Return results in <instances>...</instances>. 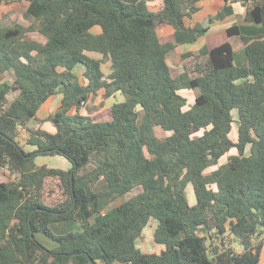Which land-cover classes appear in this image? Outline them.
<instances>
[{"label": "trees", "instance_id": "trees-1", "mask_svg": "<svg viewBox=\"0 0 264 264\" xmlns=\"http://www.w3.org/2000/svg\"><path fill=\"white\" fill-rule=\"evenodd\" d=\"M200 1L164 0L152 12L149 0H18L29 24L15 11L0 19V74L8 78L0 83V172L15 177L0 183V264H261L264 37H244L233 26L229 37H241L246 64H235L227 42L183 54V61L194 58L193 70L175 75L168 60L177 45L207 32L184 26ZM243 5L246 21L264 25V0ZM163 24L176 29V44L158 37ZM33 33L44 42L30 40ZM80 66L81 80L75 73ZM101 90L105 98H124L111 107V119H93L94 106L81 115ZM180 90L197 92L188 110ZM58 93L61 106L46 120L56 133L31 130L29 123ZM75 108L78 113L70 114ZM157 128L169 135L159 138ZM21 130L34 151L20 144ZM38 156L63 157L72 168L38 166ZM151 219L159 223L154 239L165 247L160 254L137 247ZM68 221L80 222L82 230L62 236L51 230L52 223ZM40 234L57 247L44 246ZM237 242L242 251L234 248Z\"/></svg>", "mask_w": 264, "mask_h": 264}, {"label": "crops", "instance_id": "crops-1", "mask_svg": "<svg viewBox=\"0 0 264 264\" xmlns=\"http://www.w3.org/2000/svg\"><path fill=\"white\" fill-rule=\"evenodd\" d=\"M245 0H202L200 1L198 6V11L193 14L191 17H185L184 18V26L187 29H194V28H201V29H207V32L201 36L195 43L193 44H178L174 52L171 54L170 59L168 60V64L171 67V70H173V67L179 71V73H183L185 71V68L189 67L188 61L185 59L182 60V55L185 53H205L208 52L215 47L222 45L224 43H231L234 50V58H235V64L237 66H242L246 64L247 62V54L246 49L243 44V41L241 40L240 36L237 37H229L228 30L229 28L233 26H238L240 29V33L242 36L247 38H259L264 37V25L262 24H256L254 22H248L246 21V14H247V6L243 5V2ZM248 5H253V1H249ZM4 5H0L2 7ZM148 7L152 12H157L161 10L164 7V0H149ZM12 11H6L0 16V19L7 13ZM220 14H224L223 17L217 18ZM211 18H216L213 24L209 23V20ZM95 32L99 33L100 29L97 28ZM158 37L162 42H171L176 44V29L168 24H163L157 29ZM92 58H94L92 55L94 53L89 54ZM98 55V54H96ZM175 55V57H174ZM175 58L176 62H171L172 59ZM178 58V59H176ZM193 57H190L188 59H192ZM96 59V58H94ZM194 59V58H193ZM205 59V56L201 57V61ZM97 60H99L97 58ZM102 71L105 74V76H108L105 71L103 70V64H102ZM8 78L4 74H0V83H3L7 81ZM105 90H101L97 96L93 97L91 96L89 100L87 101L86 105L82 108H80L79 113L84 116L89 115V106H94L96 109H94V112L92 115L93 119L96 120V114L99 112H102L103 109L106 107L105 104L108 101H111L112 99H115L118 96H122L120 94H117L116 96H112L109 98H105ZM19 92H15L12 95L9 96L10 100H13L18 96ZM56 97H59V100L56 99ZM97 98H99L97 101ZM63 99V95L58 93L55 96L49 98L45 104L41 107V109L38 112V116L36 120H40L41 125L38 127H31L33 121L29 123L28 127L31 130H37L39 128H42L44 130H47L51 133H56V128L53 125L52 122L46 121L48 117L52 114V112L55 113V111L61 106ZM56 104L55 110H50L52 108V105ZM111 106H107L111 110ZM78 111L73 109L70 114H76ZM40 115H43L42 117ZM109 118L107 120L111 119L110 111L108 112ZM35 121V120H34ZM105 121V120H103ZM50 126V127H48ZM28 138V134L26 130H21L20 134V144L24 147V149L28 152L34 151L36 148L29 146L26 144V140ZM65 159V158H64ZM61 159L60 156H53V157H46V156H38L36 159V163L38 166H44L46 165L49 168L53 169H61L64 171H68L72 168V165L69 161L66 159ZM57 160V162H55ZM15 177L11 175V173L8 170H3L0 172V183L2 182H11L14 181ZM189 195V194H188ZM195 195L193 192V199H190L189 201L191 205H194L196 203V200H194ZM196 199V198H195ZM124 203V202H123ZM122 203V204H123ZM120 206V205H119ZM110 206L106 209V212H108ZM94 218L92 219V222H94ZM152 220V219H151ZM149 221L150 226V235L148 236V240L145 238L146 235V229H144L142 237L137 241V247L143 252L147 254H160L165 250V247L162 245H159L155 242L154 235L155 231L158 227V224L152 223V221ZM155 220V219H154ZM67 223V222H63ZM70 225L68 224H61V223H52L51 224V230L55 228H64V230L68 229ZM66 228V229H65ZM81 231V230H79ZM39 236V235H38ZM37 236V238H38ZM262 239H264L262 237ZM39 240V239H38ZM44 246H46L49 249H53L51 247H54L53 244L49 243L47 240L42 241ZM50 245V246H49ZM152 245H156V247H152ZM55 249V248H54ZM264 245H263V251H262V257H261V264H264L263 257H264Z\"/></svg>", "mask_w": 264, "mask_h": 264}, {"label": "rangeland", "instance_id": "rangeland-1", "mask_svg": "<svg viewBox=\"0 0 264 264\" xmlns=\"http://www.w3.org/2000/svg\"><path fill=\"white\" fill-rule=\"evenodd\" d=\"M15 11V12H17L18 14H19V16H20V21L24 24V25H28L29 24V22H27L25 19H24V17H23V5H22V3L21 2H18V0H11V2L10 3H8V4H5L4 6H2V7H0V16L3 14V13H5L6 11ZM30 40H37V41H40V42H44V38L41 36V35H39V34H37V33H33V34H30L29 35V37H28ZM94 58H98L99 60L100 59H102V55H96V54H94V55H92ZM173 57V56H172ZM171 57V58H172ZM174 57H175V55H174ZM176 59H178V58H176ZM106 60V59H105ZM187 61H188V64H189V68L188 69H191V70H193V61H194V59L192 58V59H186ZM171 62H173V63H175L176 62V60H175V58H173L172 59V61ZM110 66H111V63H110V61L108 60H106L104 63H103V70L105 71V73L107 74V75H109L110 74V72H111V68H110ZM83 67L82 66H80V67H78L77 69H76V71H75V73H76V76L81 80V78H82V74H83ZM173 71H174V74L175 75H177V74H179V71H177V69L175 68V67H173ZM180 94L182 95V96H184L187 100H188V105H187V107L185 108V110H188L191 106H192V104H194V102H195V98H196V96H197V92H195V91H192V90H180ZM56 99H58L59 100V97H56ZM99 98H97V101H99L98 100ZM122 100H124V98H123V96H118L117 95V97L115 98V99H112L111 101H108L106 104H105V108L103 109V111L102 112H99V113H97L96 114V120L97 121H103V120H107L108 118H109V116H108V112L110 111V110H107V109H109L107 106H111L112 104H114V103H116L117 101H122ZM56 109V104H53L52 105V108L50 109V110H55ZM54 112H52V114H53ZM41 117L43 116V115H40ZM233 116H234V118H235V120H238V112L237 111H234L233 112ZM33 123L34 124H32V126L31 127H38L39 125H41V122H40V120L38 119V120H35V121H33ZM48 127H50V126H48ZM234 127H235V130L237 129L236 127H237V124H235L234 125ZM51 128V127H50ZM235 130H234V133L231 135V137L233 138V139H236V132H235ZM156 134H157V136L159 137V138H161V139H163V138H165V137H167L168 135H169V133L168 132H165V131H163L161 128H157V130H156ZM247 154H249V148L247 149ZM61 159H64L63 157H60ZM65 160V159H64ZM226 158L223 160L224 162L223 163H225L226 162ZM55 162H57V160H55ZM217 167H215V168H213V169H216ZM55 184H56V182H55V180L54 181H52V184H50L49 185V188L46 190V192L47 193H49V191H50V189H52L53 188V191H54V187H55ZM140 191V189L139 190H135V191H133L132 193H130V194H128L127 196H125V197H123V198H119V199H117V200H115L111 205H110V208L109 209H112V208H114V207H117V206H119V205H121L126 199H128L129 197H131V196H133V195H135V194H137L138 192ZM188 196L190 197V199H193V188L191 187V186H189V188H188ZM60 192V191H59ZM58 195H60L59 193L57 194V196ZM56 196V197H57ZM55 197V198H56ZM55 198H53V197H51V198H49V197H47L46 198V201L47 202H51L50 200H52V201H54V199ZM194 200H196L195 198H194ZM152 221V223H156V224H158V221L157 220H154V219H152L151 220ZM59 223H61V224H68V225H70V227L68 228V229H66V230H64V228H55V229H53V233L55 234V235H58V236H62V235H66L67 233H69V232H74V231H79V230H82V225H81V223L80 222H76V221H68L67 223H63V222H59ZM150 225V224H149ZM150 230H151V228H150V226H148L147 227V229H146V239L148 240V236L150 235ZM38 239L40 240H42V241H44V240H47L49 243H51V244H53V246L54 247H51V248H56L57 247V243L54 241V240H51L50 238H48L46 235H43V234H40L39 236H38ZM41 242V241H40ZM42 243V242H41ZM50 246V245H49ZM156 247V245H152V247ZM234 248L236 249V250H238V251H242L243 249H242V246L237 242V243H235L234 244ZM263 254H264V252H263ZM263 261H264V257H263Z\"/></svg>", "mask_w": 264, "mask_h": 264}]
</instances>
